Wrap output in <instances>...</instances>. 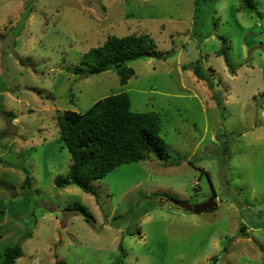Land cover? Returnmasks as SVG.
<instances>
[{
  "label": "rangeland",
  "instance_id": "rangeland-1",
  "mask_svg": "<svg viewBox=\"0 0 264 264\" xmlns=\"http://www.w3.org/2000/svg\"><path fill=\"white\" fill-rule=\"evenodd\" d=\"M255 1L256 11L203 1L197 15L195 0H0V263L21 243L15 264H264V0ZM129 34L170 55L130 61L125 84L114 69L74 71L109 35ZM221 35L234 74L217 54ZM197 62L213 89L190 68ZM121 92L133 111L159 114L170 159L122 163L92 180L97 194L58 187L72 163L58 114ZM211 196L218 207L201 213L173 203ZM75 203L95 222L65 210Z\"/></svg>",
  "mask_w": 264,
  "mask_h": 264
},
{
  "label": "trees",
  "instance_id": "trees-1",
  "mask_svg": "<svg viewBox=\"0 0 264 264\" xmlns=\"http://www.w3.org/2000/svg\"><path fill=\"white\" fill-rule=\"evenodd\" d=\"M203 1L213 0H195L197 15L200 13V4ZM240 1L241 7L256 11L255 0ZM257 13L262 16L260 11ZM220 39L223 45L217 54L224 57L230 72L234 74L235 69L228 56L227 39L222 35ZM168 55H170L169 51H158L154 47V41L146 34L109 35L102 45L93 47L83 56L81 64L76 66L74 71L78 74L87 72L95 75L114 69L120 76L121 83L125 84L135 73L134 68L128 65L130 61L146 56L166 58ZM190 68L198 78L207 81L210 88H214L215 83L212 77L204 71L199 62L190 65ZM57 123L60 139L68 146L72 157L69 172L55 178V184L58 187L77 185L88 193L97 194L92 188V180L103 178L122 163L145 159L151 154L161 160L170 159L168 145L160 136L159 114L154 111H133L129 94L126 92L101 98L85 112L67 109L58 114ZM179 161L180 159L173 160V164H178ZM22 169L26 174L24 184L30 185L31 173L26 166ZM208 177L212 183L209 173ZM65 210L78 211L88 222H95L94 215L80 203L67 205ZM3 213L4 211L0 209V216ZM247 229L243 224L242 234L245 235ZM23 252L21 243L6 248L0 264H15L16 259L22 256ZM113 264H119V262L116 261Z\"/></svg>",
  "mask_w": 264,
  "mask_h": 264
},
{
  "label": "water",
  "instance_id": "water-1",
  "mask_svg": "<svg viewBox=\"0 0 264 264\" xmlns=\"http://www.w3.org/2000/svg\"><path fill=\"white\" fill-rule=\"evenodd\" d=\"M173 203L183 209L194 213H201L204 211L214 210L218 207V200L215 196H211L207 200L196 204L178 200H173Z\"/></svg>",
  "mask_w": 264,
  "mask_h": 264
}]
</instances>
